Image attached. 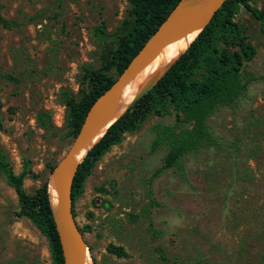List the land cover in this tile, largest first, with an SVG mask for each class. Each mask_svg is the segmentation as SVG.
<instances>
[{
  "label": "rangeland",
  "instance_id": "obj_1",
  "mask_svg": "<svg viewBox=\"0 0 264 264\" xmlns=\"http://www.w3.org/2000/svg\"><path fill=\"white\" fill-rule=\"evenodd\" d=\"M249 4L264 10V0ZM130 8L129 0H0L1 16L20 24L0 25V147L15 174L28 162L27 195L48 185L73 140L63 94L80 100L85 72L101 68L98 27L113 32ZM234 19L256 53L240 94L207 116L199 145L165 167L169 145L155 141L193 123L150 115L87 177L74 216L96 264H264V34L244 7ZM40 111L50 114L47 128ZM19 209L0 173V264H53L47 239Z\"/></svg>",
  "mask_w": 264,
  "mask_h": 264
},
{
  "label": "trees",
  "instance_id": "obj_2",
  "mask_svg": "<svg viewBox=\"0 0 264 264\" xmlns=\"http://www.w3.org/2000/svg\"><path fill=\"white\" fill-rule=\"evenodd\" d=\"M180 1L129 0L131 8L126 19L113 32L107 33L103 26L98 27L99 36L105 42L101 68L85 72V88L80 100L76 101L74 97L63 94L64 105L68 108L71 137L74 138L77 134L93 101L111 86ZM249 1L226 0L210 23L154 87L134 107L120 116L87 152L78 165L72 184L73 214L74 201L83 193L84 183L96 163L122 140L126 132L139 129L148 116L163 117L173 112L177 122L193 123L191 130L178 133L165 129L155 141L156 145L163 142L169 145L165 167L176 166L182 155L199 145L207 116L217 105L230 103L240 94L243 90L242 69L256 53L255 47L247 42L244 30L234 19L239 6L244 7L259 22L264 34V10L252 7ZM0 25L7 30L20 26L15 20L6 19L1 14ZM111 70L114 71L113 76L108 75ZM7 78L13 80L11 77ZM1 108L0 101V131L3 128ZM37 119L47 128L50 114L40 111ZM0 173L17 195L20 209L15 213L16 217L29 219L47 239L53 264H63L47 184L44 183L34 195H27L23 180L30 174L28 162L24 161L22 172L15 174L1 147ZM91 260L96 264L93 256Z\"/></svg>",
  "mask_w": 264,
  "mask_h": 264
},
{
  "label": "water",
  "instance_id": "obj_3",
  "mask_svg": "<svg viewBox=\"0 0 264 264\" xmlns=\"http://www.w3.org/2000/svg\"><path fill=\"white\" fill-rule=\"evenodd\" d=\"M182 1L147 39L111 86L93 101L71 144L50 172L49 183L55 193V208L52 206L49 196V183L47 193L61 247L63 264H85L89 252L84 235L73 214L72 184L78 165L83 161L87 152L104 136L108 128L120 116L134 107L175 62L158 79L140 89L125 111L114 122L107 125L100 137L94 141L111 117L119 88L151 63L171 42L194 32L198 36L226 0H205L195 10L185 11L183 14L179 12ZM82 152L84 155L80 159Z\"/></svg>",
  "mask_w": 264,
  "mask_h": 264
},
{
  "label": "bare ground",
  "instance_id": "obj_4",
  "mask_svg": "<svg viewBox=\"0 0 264 264\" xmlns=\"http://www.w3.org/2000/svg\"><path fill=\"white\" fill-rule=\"evenodd\" d=\"M204 1L205 0H183L180 4L179 12L183 14L185 11H193L204 3ZM196 36L197 33L194 32L168 44L151 63L119 88L111 117L94 141L100 137L107 125L114 122L125 111L140 89L146 84L158 79L189 48ZM83 155L84 152L81 153L79 158L81 159ZM48 191L52 206L55 208V193L51 183L48 185ZM85 264H93L89 253L86 256Z\"/></svg>",
  "mask_w": 264,
  "mask_h": 264
}]
</instances>
